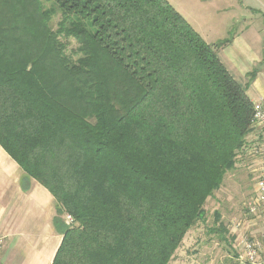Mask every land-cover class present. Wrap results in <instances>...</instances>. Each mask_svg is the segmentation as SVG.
Instances as JSON below:
<instances>
[{
  "label": "trees",
  "instance_id": "16d2710c",
  "mask_svg": "<svg viewBox=\"0 0 264 264\" xmlns=\"http://www.w3.org/2000/svg\"><path fill=\"white\" fill-rule=\"evenodd\" d=\"M229 41L167 0H0V146L56 200L51 264H168L203 221L253 115Z\"/></svg>",
  "mask_w": 264,
  "mask_h": 264
},
{
  "label": "crops",
  "instance_id": "0c3cea01",
  "mask_svg": "<svg viewBox=\"0 0 264 264\" xmlns=\"http://www.w3.org/2000/svg\"><path fill=\"white\" fill-rule=\"evenodd\" d=\"M225 30L226 36H214L230 40L220 60L252 103L264 100V0H226ZM23 177L0 146V264H51L62 238L53 224L56 200L33 179L22 189Z\"/></svg>",
  "mask_w": 264,
  "mask_h": 264
},
{
  "label": "rangeland",
  "instance_id": "374dc122",
  "mask_svg": "<svg viewBox=\"0 0 264 264\" xmlns=\"http://www.w3.org/2000/svg\"><path fill=\"white\" fill-rule=\"evenodd\" d=\"M171 2L192 22L195 30L202 34L207 43L226 40L224 37L219 40L214 37L216 32H219L220 36H226V0ZM55 20L57 21L58 17ZM60 39L67 42L68 53L76 47L72 39L66 40L62 36ZM218 56L224 60L223 51H219ZM251 132L252 129L246 134L244 145L236 155L234 168L224 174L219 189L207 198L203 221L197 222L187 232L168 264H235L238 234L232 220L244 219V203L252 193L257 176V141ZM215 211L219 213V223L215 221ZM220 225L224 229L223 232L218 231ZM251 226V229H257L262 225L256 222ZM211 229L217 232H212ZM243 232L248 234L249 230L245 228Z\"/></svg>",
  "mask_w": 264,
  "mask_h": 264
},
{
  "label": "built area",
  "instance_id": "2783aa9c",
  "mask_svg": "<svg viewBox=\"0 0 264 264\" xmlns=\"http://www.w3.org/2000/svg\"><path fill=\"white\" fill-rule=\"evenodd\" d=\"M250 129L257 141L258 167L254 188L244 203V219L232 220L238 234L235 264H264V100L253 103ZM65 219L73 220L70 215ZM256 222L262 226L251 229ZM245 228L249 230L248 234L243 232ZM1 241L0 238V244Z\"/></svg>",
  "mask_w": 264,
  "mask_h": 264
}]
</instances>
